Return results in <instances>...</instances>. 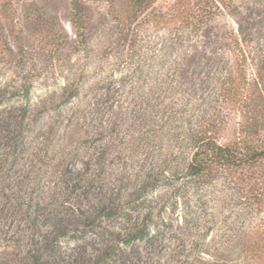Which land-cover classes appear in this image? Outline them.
<instances>
[{"label": "trees", "instance_id": "1", "mask_svg": "<svg viewBox=\"0 0 264 264\" xmlns=\"http://www.w3.org/2000/svg\"><path fill=\"white\" fill-rule=\"evenodd\" d=\"M108 1L121 44L91 76L67 60L64 83L43 96L0 84V264H264L259 12L227 0L194 10L174 0L164 12L155 0ZM148 10L155 29L174 27L155 43L139 32ZM83 13L71 0L79 51L90 40ZM223 13L235 27L212 34ZM202 27L198 41L180 33ZM235 114L237 137L222 142ZM215 193L239 212L206 243L215 224L197 210Z\"/></svg>", "mask_w": 264, "mask_h": 264}, {"label": "rangeland", "instance_id": "2", "mask_svg": "<svg viewBox=\"0 0 264 264\" xmlns=\"http://www.w3.org/2000/svg\"><path fill=\"white\" fill-rule=\"evenodd\" d=\"M155 1L154 8L164 12L165 5L171 4L174 0ZM189 1V9L192 10L203 5L202 1ZM227 1L230 7H243L247 4L253 6L256 12H259V17H255L254 20L264 22V0ZM32 3L35 8L29 6ZM80 3L84 8L82 20L90 37L88 45L81 51L76 49L74 30L70 25L71 0H0V84H32L36 89V95L43 96L64 83L61 71L67 60L74 65L75 74L84 70L91 76L98 55L103 56L102 54L108 51V59H112L110 50L118 48L121 41L118 36L113 35L115 22L110 14L109 1L80 0ZM123 4L125 0H115V7H122ZM148 14L149 10L145 12L144 17L139 18L141 22L148 21L141 24L139 32L148 41L155 43L157 37L168 35L169 29L173 26L157 30L154 24L149 22L152 17ZM240 14L243 17L245 15L244 11ZM234 16L223 13L214 17L207 23L214 29L212 34H218L225 24L230 28L235 27L234 22L238 17ZM204 30L202 27L198 32H192L187 28L181 29L180 33L193 42L201 40V36L205 34ZM175 33V30L171 31L172 35ZM95 81L96 78L89 77L86 84H94ZM58 101L56 97L53 104H57ZM53 104L48 103L46 107L53 108ZM54 114L52 111L49 113L51 116ZM238 122V114L230 117L226 130L221 135L222 142L237 137ZM54 170L53 166L49 168V172ZM215 194L207 196L210 198L207 200H212L211 202H200L197 210V217L201 223H206V227L210 228L215 224L206 238V243L211 242L216 234L219 235L217 231L222 222H233L239 212V208L235 207L232 201L222 198L218 193ZM259 218H264V211L259 214ZM77 251L73 250L72 254L76 256Z\"/></svg>", "mask_w": 264, "mask_h": 264}]
</instances>
